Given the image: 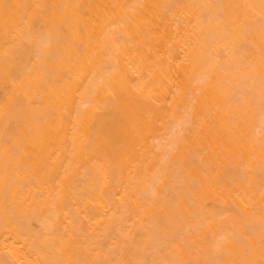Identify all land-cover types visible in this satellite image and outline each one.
Instances as JSON below:
<instances>
[{
  "label": "bare ground",
  "instance_id": "6f19581e",
  "mask_svg": "<svg viewBox=\"0 0 264 264\" xmlns=\"http://www.w3.org/2000/svg\"><path fill=\"white\" fill-rule=\"evenodd\" d=\"M0 264H264V0H0Z\"/></svg>",
  "mask_w": 264,
  "mask_h": 264
}]
</instances>
